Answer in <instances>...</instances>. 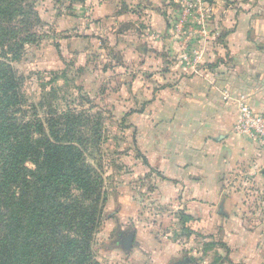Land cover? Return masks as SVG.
Returning a JSON list of instances; mask_svg holds the SVG:
<instances>
[{"label": "rangeland", "instance_id": "rangeland-1", "mask_svg": "<svg viewBox=\"0 0 264 264\" xmlns=\"http://www.w3.org/2000/svg\"><path fill=\"white\" fill-rule=\"evenodd\" d=\"M104 1L32 0L41 24L19 25L18 31V39L31 36V43L19 56L0 50V61L6 56L22 80L26 118L73 111L88 115L90 126L100 124V135L86 151L107 196L92 241L95 262L264 264V160L253 174L236 173L228 183L240 197L237 211L247 231L233 238L234 254L223 237L198 234L194 221L181 219L179 206L165 199L164 177L150 167L148 152L152 132L163 134L167 116L163 104L152 102L163 97L164 81L152 82L151 68L165 70L171 57L192 62L198 56H229L226 39L236 28L228 18L232 22L248 10L264 29V0H113L109 7ZM121 12L127 15L120 22ZM151 14L169 24L167 35L164 27L152 30ZM251 31L249 56L264 54V36L256 39ZM130 233L134 244L125 252L117 242Z\"/></svg>", "mask_w": 264, "mask_h": 264}, {"label": "trees", "instance_id": "trees-1", "mask_svg": "<svg viewBox=\"0 0 264 264\" xmlns=\"http://www.w3.org/2000/svg\"><path fill=\"white\" fill-rule=\"evenodd\" d=\"M31 24H41L32 0H0L3 54L20 55L31 36L18 39L19 25ZM1 57L0 264H97L92 241L107 196L86 151L100 124L73 111L26 118L22 80Z\"/></svg>", "mask_w": 264, "mask_h": 264}, {"label": "crops", "instance_id": "crops-1", "mask_svg": "<svg viewBox=\"0 0 264 264\" xmlns=\"http://www.w3.org/2000/svg\"><path fill=\"white\" fill-rule=\"evenodd\" d=\"M110 1L113 3H103L109 7ZM232 12L228 10L229 16ZM118 14L120 22V17L127 15ZM149 17L152 30L160 32L164 27L167 35L169 24L153 14ZM230 19L229 25L233 23L236 30L226 39L229 56H198L190 66L184 63L185 56L171 57L165 70L155 73V65L151 68L155 76L152 82L164 81L160 90L163 97L152 102L163 104L167 116L163 134H158L161 129L157 128L152 132L154 143L149 144L148 152L150 167L164 177L165 199L194 221L193 231L223 237V243L235 254L233 238L247 236V231L237 211L240 197L230 191L228 183L236 173L253 174L264 154L255 141L233 132L236 107L233 99L225 100L224 95L243 96L255 112L264 114V54H248V33L253 30L249 35L262 38L264 29L248 10L234 15L232 22ZM57 43L62 45L61 40ZM118 48L126 50L123 44ZM152 82L149 88L153 93Z\"/></svg>", "mask_w": 264, "mask_h": 264}, {"label": "built area", "instance_id": "built-area-1", "mask_svg": "<svg viewBox=\"0 0 264 264\" xmlns=\"http://www.w3.org/2000/svg\"><path fill=\"white\" fill-rule=\"evenodd\" d=\"M187 66L192 64L184 58ZM225 100L233 99L236 107V118L233 132L256 142L259 150L264 154V114L255 112L245 101L243 96L232 97L226 93Z\"/></svg>", "mask_w": 264, "mask_h": 264}, {"label": "water", "instance_id": "water-1", "mask_svg": "<svg viewBox=\"0 0 264 264\" xmlns=\"http://www.w3.org/2000/svg\"><path fill=\"white\" fill-rule=\"evenodd\" d=\"M264 175V169L262 170ZM135 235L134 233L130 234H121L120 240L117 242V245L121 247L125 252H130L134 244ZM192 261L190 259H185L184 264H189Z\"/></svg>", "mask_w": 264, "mask_h": 264}, {"label": "flooded vegetation", "instance_id": "flooded-vegetation-1", "mask_svg": "<svg viewBox=\"0 0 264 264\" xmlns=\"http://www.w3.org/2000/svg\"><path fill=\"white\" fill-rule=\"evenodd\" d=\"M121 235V234H120ZM120 235H119V237H120ZM120 240V239H119Z\"/></svg>", "mask_w": 264, "mask_h": 264}]
</instances>
